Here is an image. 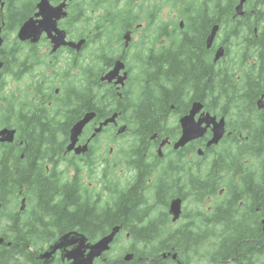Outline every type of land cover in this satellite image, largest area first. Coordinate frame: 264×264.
<instances>
[{
  "label": "flooded vegetation",
  "instance_id": "1",
  "mask_svg": "<svg viewBox=\"0 0 264 264\" xmlns=\"http://www.w3.org/2000/svg\"><path fill=\"white\" fill-rule=\"evenodd\" d=\"M239 3L0 0V130L14 133L0 142V173L9 174L7 185L0 177L9 190L0 234L17 225L36 232L33 243L45 250L61 236L41 240L56 207L97 214L125 206L102 235L90 238L78 225L64 234L94 244L120 226L111 248L123 238L129 249H145L147 264H225L213 254V234L242 222H259L262 232L263 206L250 193H264V160L253 143L264 137V82L244 70L264 56V0H245L236 15ZM230 74L236 82L223 85ZM184 122L202 134L176 148ZM217 123L224 135L209 144ZM245 140L236 155L256 156L233 159ZM175 200L181 211L173 220ZM70 263L57 251L50 264Z\"/></svg>",
  "mask_w": 264,
  "mask_h": 264
},
{
  "label": "trees",
  "instance_id": "2",
  "mask_svg": "<svg viewBox=\"0 0 264 264\" xmlns=\"http://www.w3.org/2000/svg\"><path fill=\"white\" fill-rule=\"evenodd\" d=\"M249 27L250 29L248 32L252 35L253 26ZM253 62L254 63H245L244 72L246 74H252L254 80H258L261 84H263L264 56L254 57ZM238 70L243 72V68L241 67H239ZM247 78L248 76L245 78V80H247ZM250 81L251 79H248L246 84H248ZM235 82L236 80L233 77V74H230L228 80L223 82V85L228 86L229 84H234ZM197 83L199 84V81ZM223 95L235 96L237 93L224 92ZM257 136V139H255L253 143L254 145L257 144L260 147V153L262 155L261 160H264V137L259 134ZM245 147L246 140L244 141L243 145L236 146V150L234 151L232 158L236 160H244L249 157L256 156L254 152H244L242 156H237L236 153L242 151ZM28 170L29 169H26L27 172ZM261 171H264V167H262ZM262 175L264 176V173ZM2 176L6 177L4 185H7L6 179L9 174L6 168L0 173V177ZM4 185H2L0 182V200L2 199V194L7 195L9 192L7 187ZM246 187L249 191L254 192L255 182H246ZM49 195H52V190L49 191ZM250 198L254 204L259 201L263 206L262 211L264 212V193L261 195L258 192L250 193ZM124 209L125 206L121 208L119 213L113 209L112 205L107 204L99 210V213L95 214L93 210H90V208H85L84 210H79L74 213L67 212L60 209L59 207H56L55 211H50L48 213L50 216V223L44 224L45 227L51 225L53 230L51 232L43 233L41 240H55L58 236L64 234L66 227L70 225L80 226L81 230L84 231L90 238H95L96 235H102L108 228L116 224L119 219L123 218L126 215ZM10 223H12L11 219ZM244 224H246L248 228L245 230H240V227ZM96 226L99 227L98 230H95ZM235 227L237 228L235 231H224L223 233L213 234L214 243L216 241L219 242L218 246L215 248L214 256L218 257V259H223L225 264H245L248 258L253 254L257 256L260 255L264 259V236L261 232L260 223L255 222L253 225H249L246 222H242L235 225ZM9 228V231L0 234L4 238V255L2 264H43L42 260H39L37 257L39 252L43 250L41 247H35V244L33 243L38 234L36 232H21L17 225L13 228ZM156 234L158 235L159 232ZM9 242L11 244L7 245ZM111 251L112 249L110 252ZM129 251L134 253L133 258L130 261H125L124 255L111 256L110 252L106 253L104 256H109L107 264H147L146 260H144V257L146 256L145 250L129 249ZM153 251L156 250H152V252ZM112 257L116 258L117 260H113ZM154 257L157 256L154 255ZM119 259H121V261H119ZM260 264H264V261Z\"/></svg>",
  "mask_w": 264,
  "mask_h": 264
},
{
  "label": "water",
  "instance_id": "3",
  "mask_svg": "<svg viewBox=\"0 0 264 264\" xmlns=\"http://www.w3.org/2000/svg\"><path fill=\"white\" fill-rule=\"evenodd\" d=\"M245 0H240L239 5L236 7V15L242 14V6ZM217 27L214 26L212 29L208 40L212 41L215 37ZM223 54V50L220 49L216 52L214 56V61L219 59ZM194 107H199V105H194ZM215 120V119H213ZM215 122V121H214ZM78 129V127L74 128V130ZM198 129L190 126L187 122H184V132L180 141L175 145V147L183 146L187 141L192 140L194 138L199 137L202 132H197ZM13 131L8 129L0 130V142H11L13 141ZM224 135V127L223 124H215L214 125V134L209 142V144H217L220 139ZM180 200L172 201L170 213L173 215V220H176L181 211ZM120 230V226H115L112 230L101 237L94 244H87L86 237L83 234L78 232H68L59 237L55 243L49 246L44 251L40 252L37 256L39 260H42L43 264H50L57 251L61 253L62 259H66L71 261L70 264H95L94 261L97 258H102L106 252L111 249V245L114 242L116 235ZM262 233L264 236V220L262 221ZM3 238H0V243L3 242ZM11 243H7L10 245ZM76 244L70 250H67V247ZM132 253L124 254V260L130 261L133 258Z\"/></svg>",
  "mask_w": 264,
  "mask_h": 264
},
{
  "label": "rangeland",
  "instance_id": "4",
  "mask_svg": "<svg viewBox=\"0 0 264 264\" xmlns=\"http://www.w3.org/2000/svg\"><path fill=\"white\" fill-rule=\"evenodd\" d=\"M258 166H259V162L257 160H253V159L250 160V167H251V169L256 170L258 168ZM119 173H121L120 168L117 169V173L115 172V176H118ZM107 174L109 175V172L108 171H107ZM109 178L112 180V176L109 175ZM110 201H111V199H110ZM247 224L250 225V223H247ZM3 225L4 224H3V221H2V226ZM247 228H248V226L246 224H244V225H242L240 227V230H245ZM163 240H164V238H161V241H163ZM218 244H219L218 241H216L215 243L213 241V245L211 247L212 248V251H213V254L215 253V248L218 246ZM128 247H129L128 244L125 241H123V238H121L120 241L116 243V245L114 246V248L110 252V255L111 256H118V255L122 256L125 252H127L129 250ZM125 248H126V251H125ZM123 249H124V251H123ZM134 249H139V248H134ZM142 250H145V249H142ZM197 250L199 252L197 254L201 257V255H203V251L201 250V248L200 249H197ZM195 260L198 261V259H195ZM199 261H200V259H199ZM263 261H264L263 257H261L260 255L257 256L255 254H253L251 257L248 258V260L246 261L245 264H260ZM229 264H231V263H229Z\"/></svg>",
  "mask_w": 264,
  "mask_h": 264
}]
</instances>
